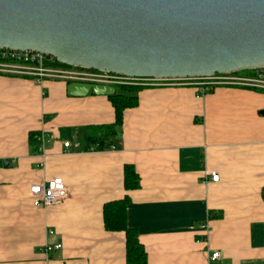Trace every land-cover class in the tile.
Listing matches in <instances>:
<instances>
[{
  "label": "crops",
  "instance_id": "1",
  "mask_svg": "<svg viewBox=\"0 0 264 264\" xmlns=\"http://www.w3.org/2000/svg\"><path fill=\"white\" fill-rule=\"evenodd\" d=\"M68 83L0 75V264H126L124 233L102 221L123 197L146 264H264L263 92L142 88L116 147L94 151L86 128L114 123L111 102L68 96ZM41 131L40 153L29 135ZM125 166L138 188H124ZM55 177L66 199L33 206L29 187Z\"/></svg>",
  "mask_w": 264,
  "mask_h": 264
},
{
  "label": "water",
  "instance_id": "2",
  "mask_svg": "<svg viewBox=\"0 0 264 264\" xmlns=\"http://www.w3.org/2000/svg\"><path fill=\"white\" fill-rule=\"evenodd\" d=\"M0 48L125 77L253 70L264 67V0H0ZM115 92L66 85L72 97Z\"/></svg>",
  "mask_w": 264,
  "mask_h": 264
},
{
  "label": "built area",
  "instance_id": "3",
  "mask_svg": "<svg viewBox=\"0 0 264 264\" xmlns=\"http://www.w3.org/2000/svg\"><path fill=\"white\" fill-rule=\"evenodd\" d=\"M251 75L236 73L214 74L202 77L184 78H138L125 77L113 73L101 72L81 67L63 66L52 55L32 50L0 48V75H9L30 79L35 82L44 80H61L65 82H83L106 85H135L142 87H193L198 95L216 86H233L264 91V67L252 70ZM38 152H43L44 133L38 137ZM69 141L63 143L69 148ZM4 165L11 166V160H4ZM211 181H218V174L210 173ZM32 204L35 207H49L64 201L68 195L65 183L60 177H55L45 183L33 184L29 187ZM205 227V226H204ZM60 244L53 247L45 246L44 252L60 248ZM219 253H213L211 259L218 258Z\"/></svg>",
  "mask_w": 264,
  "mask_h": 264
},
{
  "label": "trees",
  "instance_id": "4",
  "mask_svg": "<svg viewBox=\"0 0 264 264\" xmlns=\"http://www.w3.org/2000/svg\"><path fill=\"white\" fill-rule=\"evenodd\" d=\"M65 66L64 64H61ZM67 66V65H66ZM252 70H243L237 72L240 75H251ZM114 95L108 96L114 110L115 121L112 124L100 126H88L86 128V143L87 149L94 151H103L116 147L112 138L117 134L121 123L122 113L126 108H132L137 104V92L142 86L135 85H117ZM193 88V87H192ZM264 93L263 90H260ZM39 132L30 133L29 142L35 145L37 150L39 141ZM113 147V148H114ZM138 175L132 167L125 166L124 168V188L133 190L138 188ZM262 199L264 201V188H262ZM129 203L127 197L108 201L102 206V221L106 231L123 232L125 237V256L126 264H146V256L142 245L139 243L136 232L126 225V207Z\"/></svg>",
  "mask_w": 264,
  "mask_h": 264
},
{
  "label": "rangeland",
  "instance_id": "5",
  "mask_svg": "<svg viewBox=\"0 0 264 264\" xmlns=\"http://www.w3.org/2000/svg\"><path fill=\"white\" fill-rule=\"evenodd\" d=\"M132 86V85H131Z\"/></svg>",
  "mask_w": 264,
  "mask_h": 264
}]
</instances>
